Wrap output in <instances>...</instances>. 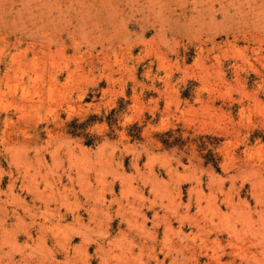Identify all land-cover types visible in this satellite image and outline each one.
<instances>
[{
    "label": "rangeland",
    "instance_id": "1",
    "mask_svg": "<svg viewBox=\"0 0 264 264\" xmlns=\"http://www.w3.org/2000/svg\"><path fill=\"white\" fill-rule=\"evenodd\" d=\"M0 264H264V0H0Z\"/></svg>",
    "mask_w": 264,
    "mask_h": 264
}]
</instances>
